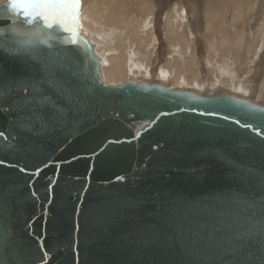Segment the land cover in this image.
Returning <instances> with one entry per match:
<instances>
[{
  "label": "water",
  "instance_id": "1",
  "mask_svg": "<svg viewBox=\"0 0 264 264\" xmlns=\"http://www.w3.org/2000/svg\"><path fill=\"white\" fill-rule=\"evenodd\" d=\"M0 264H264V104L108 83L68 14L0 2Z\"/></svg>",
  "mask_w": 264,
  "mask_h": 264
},
{
  "label": "bare ground",
  "instance_id": "2",
  "mask_svg": "<svg viewBox=\"0 0 264 264\" xmlns=\"http://www.w3.org/2000/svg\"><path fill=\"white\" fill-rule=\"evenodd\" d=\"M41 1L49 4H53L57 6V8L59 9H62L63 7L65 9L64 12L68 14L76 22L80 31L83 34L89 36V38L94 44V50L96 54L99 57L103 58L102 61L100 58L103 78L105 81L112 84L115 83L114 81H118L119 79L122 78H124V80L122 81L124 82L127 79L136 81L139 77L145 78L147 76L149 71L147 72L148 69L145 70L146 65H148L146 61L147 59H151L152 54H156V52H153L154 42L152 43V40L154 41V37L151 38V28H152V23L150 22L151 14H152L151 19L156 20V25H155L156 30L160 31V34L163 33L162 38L166 40L163 42V39L161 37H159L158 40H155L160 45L157 55L159 53L161 54L160 55L161 57L163 56L162 52L165 51L164 45H166V47L170 48L171 50V52L169 51L168 53L167 52L165 53L168 54L167 56H169V54H172V52H174L172 54V59L169 58V61L165 60V62L167 63L162 68L159 69V73L161 74L160 78L165 80L169 79L172 83V86H176V84H183L186 85V87L187 85L191 86L192 88L199 87L200 90L201 89V87L199 86L200 81L194 83L196 81L195 80L196 78L199 79L200 72L197 74L195 73L191 74L186 70L188 64H186L185 62L188 55L189 54L191 55L192 57L191 62L197 66L198 55L199 57L201 56L205 60L207 57L208 59L211 60V58L213 59L211 55L214 56L215 47H216V51L217 49H219L218 52L219 54L220 51H224L226 48H229L230 54L224 57L226 59V63L225 61H223L217 66V70H215L217 71L216 73L218 75V80H219V82L217 80L218 85H216L215 87L219 86L224 89H228L231 92H236L238 94H241L237 91L238 89H243L244 87H242V85H239L237 87L234 86L235 82H233L234 75L232 74V71L235 70V72L240 73V75L249 73L250 62L255 58L254 57L256 55L255 52L262 38L261 27L258 29L259 30L258 34H256L255 36L253 35L251 37L253 40L252 44L246 42L247 40H245L246 38L244 37V29L239 30L237 34H233V35H231L226 31H222L223 28L222 20L224 19V14H226L227 12L225 8L228 7V4L224 3V0H208L207 2H204V0H112V1L111 0H45V1L41 0ZM251 1L252 0H235L232 3H230L229 7L231 8H230L229 23H231V25L234 23L233 21L241 18V15H243L242 14L243 6L247 7V12L250 11L252 4ZM153 2H156V4L158 5L157 10L155 11H154L155 7H153L154 6ZM124 6H126V8H124ZM103 8L107 9L106 11H108V13L105 14L104 16L102 15ZM134 8L136 12L133 11ZM69 12H71V14ZM135 13L138 14L137 15V17H139L138 19H140V21L143 20L144 25L146 24V27H149V30L146 31L144 29L145 33L141 32V35L140 32H138L139 34L136 32V30L138 29L143 31L141 25L132 24L131 21L127 23L124 22V26L121 25L120 23L121 17L127 18L132 15L135 16L136 15ZM154 13H157L156 14L157 16H153ZM191 18L192 19L194 18L193 19L194 23L191 22V20L189 21V19ZM177 19L183 21L184 25H187V28H188L187 20L196 26L199 25V27H203L206 30L205 33H210L211 30L210 26H214L217 29L216 31L221 33V38L218 40L219 42H217L216 40V46L214 44L215 42L213 43L211 40H209L210 42L207 44L206 47L203 46V43L201 42L198 43L196 40L193 39L194 41H196L195 43L193 42L192 37L188 38L187 36H185V33H183L184 31L182 30L183 27L178 28L177 23L176 22L173 23V21ZM106 21H108V23L112 22L114 24L112 29L106 24L107 23ZM103 23H105L108 27ZM115 24H117L119 27L121 26L123 27L121 28H118L117 26L115 27ZM91 25L98 26V29L94 30L91 27ZM106 27L108 31L105 30ZM187 31L188 30H186L185 32ZM116 32L117 34L114 35V33ZM135 32L137 33L136 35ZM127 33H129L130 35ZM188 33L189 35L193 34V32L191 33L190 30ZM204 36H206V34ZM189 45L191 46V48ZM95 46H99L97 50ZM242 46H245V49L247 48L245 57L244 56L241 57V55L238 53L239 49L240 48L242 49ZM195 48L198 49L199 51H195ZM250 52L252 54L248 55ZM234 57H236L237 62L235 63V65L233 64L234 65L233 67L232 63ZM106 59H108L107 64L105 62ZM210 60L206 61L207 62L206 68L208 67V71H212L214 69L212 66L214 64L211 65ZM231 66L233 67V70ZM181 68L184 70H179V71L187 72V75L185 74L186 75L185 79H183L184 76L182 77V74L177 72L176 70ZM167 71L170 72L171 74L168 73ZM181 79L183 81L182 83H181Z\"/></svg>",
  "mask_w": 264,
  "mask_h": 264
},
{
  "label": "rangeland",
  "instance_id": "3",
  "mask_svg": "<svg viewBox=\"0 0 264 264\" xmlns=\"http://www.w3.org/2000/svg\"><path fill=\"white\" fill-rule=\"evenodd\" d=\"M3 1H5V0H0V2H3ZM111 1H110V3H111ZM207 1L208 0H204V2H207ZM233 1H235V0H224V3L228 4V7L225 8V10L227 12H226V14H224V19L222 20V24H223L222 31H226V32L230 33L231 35H233V34H237L239 32V30L244 29V37L246 38L245 40H247L246 42H249L250 44H252L253 40H252L251 37L253 35L255 36L256 34H258V31H259L258 29L260 27L262 28V38H261V40L259 39L260 40V42H259L260 44L258 45L257 50L255 52V54H256L254 56L255 58L250 62V71H249L248 74L240 75V73H236L235 70H233V67H234L235 63L237 62L236 57L233 58V63H232L233 67L231 66V68L233 70L232 74L234 75V79H233V82H235L234 86L237 87L239 85H242V87H244V88L243 89H238V91L236 90L237 92L243 94L244 96L248 97L249 99H252L254 101H257V102H260V103L264 104L263 103L264 102V0H252L251 1V3H252L251 4V9H250L249 12H247V7L243 6L242 7V14L243 15H241V18L233 21L234 23L231 25V23H229L230 8L231 7H229V6H230V3H232ZM226 4H225V6H226ZM153 5H154L153 7H155L154 11L157 10V6L158 5L156 4V2H153ZM124 8H126V6H124ZM183 8H185V7H183ZM61 10L63 12L65 11V9L63 7H62ZM106 10L107 9H105V8L102 9V15L103 16L108 13V11H106ZM133 11L136 12L135 8L133 9ZM152 12H153V10H152ZM69 13L71 14V12H69ZM135 14H136L135 16L132 15V16L127 17V18L121 17L120 18L121 19L120 23H121V25L124 26V22L127 23V22L131 21L132 24L141 25V27L143 28V31H141L140 29L136 30V32L137 33L140 32V35H141V32H144V29L146 31H148L149 27H146V24L144 25L143 20L140 21V19H138L139 17H137V15H138L137 13H135ZM156 14L157 13H154L153 16H157ZM186 15H188V14H186ZM151 16H152V14L150 15V22L152 23L151 38L154 37V41L152 40V43L154 42L153 43L154 44L153 52H156V54H152L151 55L152 56L151 59H147V61H146V63H148V65H146V69L145 70L148 69L147 72L149 71L146 77H147V79H149L151 81L155 80V81H160V82H166L165 79L160 78L161 74L159 73V69L162 68L167 63V62H165V60L169 61V58L172 59V54L174 52H172V54H169L170 57L167 56L168 54H165V53L166 52L168 53L169 51L171 52V50H170V48L166 47V45H164L165 46L164 47L165 51L162 52L163 56L161 57L160 56L161 54H159V53L157 55V52H158V49H159L160 45L155 40H158L159 37L162 38L163 37L162 36L163 33L160 34V31L156 30V28H155L156 20L155 19H151ZM189 16H190V14H189ZM141 18H142V16H141ZM193 19L191 18V19H189V21L191 20V22L194 23ZM189 21L187 20L188 23L186 22L188 24V28H187V25H184V22L181 21L180 19L174 20L173 23L176 22L177 25H178L177 26L178 28L179 27L180 28L183 27V29H182L184 31L183 33H185V36H187L188 38L192 37V40L194 39L198 43H200V42L203 43V46H205V47L210 42L209 40H211L213 43L215 42L214 44L216 46V40H217V42H219L218 40L221 38V33L216 31L217 29L214 26H210L211 27L210 33H205L206 30L203 27H199V25L196 26V25H194L193 23H191ZM106 22L105 23L112 29L114 24L112 22H109V23H108V21H106ZM105 23H103V24H105ZM116 26L118 28L123 27V26L119 27L117 24H115V27ZM91 27L94 30L98 29V26H96V25H91ZM107 27H106V29L104 28L106 31H108ZM160 28H161V26H160ZM186 30H188V31L185 32ZM189 30L191 31V33L193 32V34L189 35V33H188ZM136 32H135V35L137 34ZM115 34H117V32L114 33V35ZM127 34H129V33H127ZM205 34H206V36H204ZM162 39H163V42L166 41L164 38H162ZM194 40H193V42L196 43V41H194ZM98 47L99 46H95L96 50L98 49ZM190 48H191V46H190ZM149 50H151V49H149ZM195 51H199V50L195 48ZM246 51H247V48L245 49V46H242V49L240 48L238 53L241 55V57H243V56L245 57ZM218 52H219V49H217V51H216V47H215L214 56L211 55V57H213V59L210 57L211 60L208 59V57L205 60L201 56L199 57V55H198L197 56V61H198V65L197 66L194 65L191 62L192 61V59H191L192 57H191L190 54H189L190 56L188 55V57L186 58V62L185 63L188 64V67L186 68L187 72H189L191 74H193V73L197 74V73L200 72L199 79L196 78L195 79L196 81L194 83H197V81H200V82L202 81L201 82L202 84L199 82V86L201 87V89L199 90V87H195V88L193 87L194 90L199 91V92H201L203 90H209V92H211L215 88H217L215 86L218 85L217 84L218 75L216 73L217 71H215V70H217V66L220 63H222L223 61H225V63H226V59L224 57H226V56H228L230 54V49L226 48L224 51H220V54ZM164 54H165V56H164ZM197 54H199V53H197ZM250 54H252V53L250 52L248 55H250ZM216 55H217V57H216ZM235 55H236V53H235ZM102 59L103 58H101V61H102ZM107 60L108 59L105 60L106 64L108 63ZM208 60H210L211 65L214 64L212 66H213V68H214L213 70L215 72L213 70L212 71H208V67L206 68V63H207L206 61H208ZM176 70H177V72L181 73L182 77L184 76L183 79H185V76L187 75V72L186 71H179V70H184L182 68L181 69H176ZM183 72H185V73H183ZM213 72H214V74H213ZM168 73H170V72H168ZM123 80H124V78L119 79L118 81H114L115 83H113V84L120 83ZM238 80H239V82H238ZM182 82L183 81L181 79V83ZM218 82H219V80H218ZM176 86H178V87H186V85H183V84H176ZM187 87L192 88L191 86H188V85H187Z\"/></svg>",
  "mask_w": 264,
  "mask_h": 264
}]
</instances>
